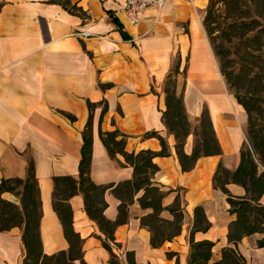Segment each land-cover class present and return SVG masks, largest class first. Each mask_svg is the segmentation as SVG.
<instances>
[{
  "label": "crops",
  "instance_id": "1",
  "mask_svg": "<svg viewBox=\"0 0 264 264\" xmlns=\"http://www.w3.org/2000/svg\"><path fill=\"white\" fill-rule=\"evenodd\" d=\"M125 1L71 0L86 13L82 18L47 0H0V180L24 177L32 159L41 199L42 251L52 254L67 249L52 206L53 177L78 178L89 100L97 104L92 117V181L116 184L133 176V168L120 154L109 156L99 131L117 128L124 133L126 151H158L157 138L142 137L155 130L166 138L170 154L153 158L159 166L154 180L165 190L178 188L165 194L162 205L172 204L179 195L184 213L180 233L154 247L150 231L141 224V217L151 209L141 208L138 198L142 192L133 191L125 220L115 226L114 242L110 243L119 264H127V251L140 264H186L193 209L199 204L210 227L196 232L194 240L213 241L212 258L219 259L221 250L230 244L229 224L235 215L229 211L227 195L213 188L212 177L220 163L229 169L239 165L240 150L247 142L248 115L229 91L204 30L202 17L209 0H164L160 8L141 10L135 24L123 9ZM178 59L187 116L194 120L205 107L223 150L220 155L200 157L189 171L181 170L174 136L167 133L161 119L164 80ZM99 82L109 86L101 89ZM192 141L189 135L184 145L187 154L192 151ZM228 189L235 196L246 193L235 183ZM1 197L18 203L10 192ZM103 198L104 215L116 220L120 200L112 188ZM261 202L264 204V194ZM69 203L73 228L83 239L84 262L111 264L110 253L102 244L104 234L86 214L82 194L71 196ZM161 215L171 216L168 211ZM262 237V233H254L239 242L247 264H264V246L258 245ZM23 257L21 229L0 232V264H23Z\"/></svg>",
  "mask_w": 264,
  "mask_h": 264
},
{
  "label": "trees",
  "instance_id": "2",
  "mask_svg": "<svg viewBox=\"0 0 264 264\" xmlns=\"http://www.w3.org/2000/svg\"><path fill=\"white\" fill-rule=\"evenodd\" d=\"M58 3L72 14L86 17V13L71 0H47ZM250 1V0H249ZM247 0H209L202 17V24L208 36L211 48L219 62L220 70L225 78L229 91L247 112L245 142L240 150V163L236 169H229L222 163L218 165L212 177L213 188L222 190L230 204L229 211L235 219L229 224L228 239L230 244L221 250V257L213 260L214 242L203 239L194 240L196 232H205L210 227L203 205H196L189 230V251L186 264H247L244 255L238 248L239 242L254 233H262L259 247L264 246V96L250 91L244 80L251 84L264 85V26L255 20L232 19L222 21L221 15L215 14V5L230 3L241 8ZM251 2V1H250ZM264 4V0H263ZM231 18V15H228ZM114 21V20H113ZM125 36V35H124ZM253 40L257 45H249ZM254 57L255 63L247 62V57ZM247 58V59H246ZM180 60L178 59L167 73L164 84L165 109L162 111V122L167 133L174 136V149L182 171H189L200 157L220 155L223 153L220 141L215 135L208 110L204 107L199 116L190 120L187 116L181 90L178 89ZM104 89L108 83H98ZM101 101L99 104H102ZM89 115L81 132V157L78 163V178L71 175L53 177L52 206L62 225L63 235L68 248L52 254L42 251L40 237V219L42 214L40 191L35 175L34 163L28 160L24 177L2 178L0 180V232L13 227L21 229V241L24 248L23 264H73L83 260V239L74 230L72 209L69 203L71 196L81 193L86 214L94 220L103 232V246L109 251L111 264H119L118 257L113 253L110 243L114 242V228L124 222L126 208L132 201V193L141 191L138 202L141 208H150L151 212L141 217V224L150 231V244L160 246L170 241L181 231L183 224V208L179 195L172 204L162 205V199L168 191L154 180L159 166L153 162L156 156H168L169 144L165 137L155 130L145 132L142 137L158 139L160 149L153 151L141 149L126 151L127 136L117 128L111 131H99L100 139L109 156L120 154L124 161L133 168L131 179L107 185L96 184L90 177L92 158V117L96 103L86 101ZM106 110L103 106L102 112ZM70 120L75 116L60 111ZM192 135V151L187 154L184 145L187 137ZM231 183L242 186L246 193L235 196L228 189ZM112 188V192L120 200L118 216L111 221L104 215L106 202L104 192ZM3 192H10L18 198V203L7 201L1 197ZM168 211L170 218L163 217ZM127 264H140L134 259L133 253L126 252Z\"/></svg>",
  "mask_w": 264,
  "mask_h": 264
},
{
  "label": "rangeland",
  "instance_id": "3",
  "mask_svg": "<svg viewBox=\"0 0 264 264\" xmlns=\"http://www.w3.org/2000/svg\"><path fill=\"white\" fill-rule=\"evenodd\" d=\"M249 1V0H247ZM251 1V2H250ZM251 6L245 2H243V6L241 8L236 7V5L230 3L225 5L224 3H218L215 5V14L221 15L222 21H231L232 19H243V20H255L261 26H264V4L263 0H250ZM231 15V18L228 17ZM249 45H256L253 40L248 42ZM257 46V45H256ZM248 58V59H247ZM247 62L249 64L255 63L254 57H247ZM246 85L250 89L251 92L257 93L259 95L264 96V85L259 83L251 84L249 81H245ZM228 87V86H227ZM182 88V76L179 75L178 89ZM234 96V95H233ZM264 109V105H263ZM264 120V119H263Z\"/></svg>",
  "mask_w": 264,
  "mask_h": 264
},
{
  "label": "built area",
  "instance_id": "4",
  "mask_svg": "<svg viewBox=\"0 0 264 264\" xmlns=\"http://www.w3.org/2000/svg\"><path fill=\"white\" fill-rule=\"evenodd\" d=\"M164 0H126L123 5L125 13L128 15L132 23L139 21V12L148 6H156L160 8L163 5ZM185 28L182 27V30ZM82 36H87L86 32L78 33Z\"/></svg>",
  "mask_w": 264,
  "mask_h": 264
}]
</instances>
